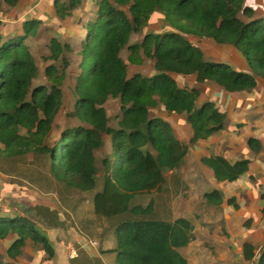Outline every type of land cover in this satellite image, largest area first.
Segmentation results:
<instances>
[{
	"label": "trees",
	"instance_id": "trees-1",
	"mask_svg": "<svg viewBox=\"0 0 264 264\" xmlns=\"http://www.w3.org/2000/svg\"><path fill=\"white\" fill-rule=\"evenodd\" d=\"M20 1L0 0V11L3 5L15 8ZM81 4L82 0H54L53 7L63 19ZM154 14L162 15L173 30L147 33L139 43H129L131 34L140 32ZM37 20L27 17L5 32L0 19L1 170L16 175L25 161L26 176L35 190L51 192L63 201L71 199L75 205L86 203L96 217L108 220L117 264H189L177 249L190 241V221L157 218L152 201L130 205L135 194L160 190L163 172L177 167L188 151V145L175 137L171 123L150 116V108L161 103L167 113L184 114L193 129L191 142L221 129L225 114L209 101L197 104L199 89L180 87L173 74L194 75L198 83L210 80L229 92L252 88L255 80L224 62L206 60L185 35L234 46L264 78V16L246 0H96L94 17L85 23L76 49L80 60L73 114L85 126L66 127L55 141H50V135L62 101L64 73L57 74L54 65H47L45 75L51 84L33 85L38 67L26 40L36 36ZM124 47L132 64L152 59L155 73L129 75L120 57ZM65 48L72 49L51 37L46 58L59 59ZM110 97L120 101L117 127L108 125L103 106ZM103 135L109 137L110 153L98 162ZM201 161L219 181L237 179L249 163L246 159L230 162L220 155ZM204 198L211 204L222 201L217 189L204 193ZM35 207L20 215L0 213V239L13 237L6 249L11 260L0 264H15L26 241L40 244L48 258L53 257L50 240L31 218ZM257 259V264H264V243Z\"/></svg>",
	"mask_w": 264,
	"mask_h": 264
},
{
	"label": "crops",
	"instance_id": "crops-1",
	"mask_svg": "<svg viewBox=\"0 0 264 264\" xmlns=\"http://www.w3.org/2000/svg\"><path fill=\"white\" fill-rule=\"evenodd\" d=\"M250 1L257 14L264 16V0ZM15 9L18 12L21 7ZM25 14L20 13L19 19ZM185 37L201 49L206 60H219L234 70L250 74L255 86L229 92L213 81L198 83L194 75H178L187 79L182 87L199 89L197 104L209 101L225 114L224 125L206 139L191 142L193 129L184 114L165 110L158 114L171 123L175 137L188 145V151L177 167L163 172L165 182L160 190L135 194L130 205H147L152 201L157 218L189 220L193 227L190 241L177 249L189 264H256L264 243V78L234 46L219 44L210 38ZM250 139L254 142L250 143ZM215 155L230 162L246 159L248 170L233 181H219L201 161L205 156ZM11 179L18 177L0 172L1 186L11 185ZM24 181L34 187L29 179ZM20 187L23 188L17 185L13 189L17 191ZM213 189L221 195L219 204H211L204 198V193ZM35 196L38 200L35 205L40 207L34 208L33 221L50 240L54 255L48 258L41 246L33 249L40 244L26 241L15 264H117L114 233L108 220L96 217L83 203L75 205L71 199L63 201L54 195L53 200H43ZM87 236L98 238L99 244L91 245ZM12 238H5V253ZM252 252L253 257L246 258ZM10 260L6 254L1 261Z\"/></svg>",
	"mask_w": 264,
	"mask_h": 264
},
{
	"label": "rangeland",
	"instance_id": "rangeland-1",
	"mask_svg": "<svg viewBox=\"0 0 264 264\" xmlns=\"http://www.w3.org/2000/svg\"><path fill=\"white\" fill-rule=\"evenodd\" d=\"M60 1L68 3L69 0ZM246 1L253 5L252 1ZM53 2L54 0H21L18 4V7L20 6L21 9H19L18 12L15 8L10 7H4V9L0 11V18L3 22L1 28L5 32L13 30V27L10 28L12 23L9 20L15 22L16 19H19L20 13L26 12L25 16H22L23 18L20 17L19 21L13 24L14 26L17 24L20 25L27 17L39 19L37 20L39 25H37L36 36L30 37L26 40L38 67V75L33 80V85L44 84L49 86L51 84L50 80H48L45 75V68L47 65H54L57 69V74H60L61 72L64 73V79L61 85V90L63 92L62 101L54 119L50 141L58 139L60 131L66 127L70 128L77 125L85 126V124L79 122L73 114L75 78L78 72L76 66L80 60V55L77 53L76 49L78 47V41L85 31V23L94 17L96 0H82V4L63 19H59L56 16ZM123 9H125L129 15L127 7H123ZM172 30L173 28L168 24L162 15L154 14L149 23L141 28L140 32L131 34L129 43H139L142 40L143 35L147 33L164 34ZM53 36L57 37L61 43H68L72 48L71 50H67L65 48L63 54L57 60H50L46 58V56L49 55V40ZM203 46H206V44H203ZM128 54L129 51L126 47H124L120 52V57L127 64L129 75L139 73L141 75L151 76L155 73L153 68L154 61L152 59L144 58L142 63L132 64L127 59ZM242 57L244 58L243 54ZM244 60L246 61L245 58ZM66 61L68 64L65 65ZM173 77L180 84V87L183 86L182 84L186 83L187 79L184 80V77H178L177 74H173ZM103 106L109 119L108 125L111 127H117V121L121 116L119 98L110 97L106 100ZM164 110V106L161 103H158L155 107L150 108V116H158V114H161ZM103 139L105 145L96 152L98 162H100L102 157L107 156L110 153L109 137L107 135H103ZM29 161L30 157H28L27 163ZM25 164V161H21L19 167H17V170H23L21 173L16 174L18 177L17 180L11 179V185L6 187L0 185V213L8 216L20 215L22 212H25L24 210L27 207L36 206L35 203L38 202V200H36L37 197L35 195H39L38 199H54V194L51 192H42L40 194L38 192L37 194V190L35 192V188L30 184H27V181H24L29 178L26 176V174H28V169ZM17 185H22L23 188L20 187V189L15 191L13 188ZM8 189H11V191ZM85 207L89 211L88 204L85 203ZM31 215L36 216V213L33 212ZM32 216L31 218L34 220ZM86 239L89 241H96L97 245L99 244L98 238L87 236ZM69 244L71 243L69 242ZM6 245V239H0V260L6 256L4 250ZM40 246L41 245L33 246V249Z\"/></svg>",
	"mask_w": 264,
	"mask_h": 264
},
{
	"label": "built area",
	"instance_id": "built-area-1",
	"mask_svg": "<svg viewBox=\"0 0 264 264\" xmlns=\"http://www.w3.org/2000/svg\"><path fill=\"white\" fill-rule=\"evenodd\" d=\"M90 244L91 245H97V242L96 241H90ZM71 253H73V250L71 251Z\"/></svg>",
	"mask_w": 264,
	"mask_h": 264
},
{
	"label": "water",
	"instance_id": "water-1",
	"mask_svg": "<svg viewBox=\"0 0 264 264\" xmlns=\"http://www.w3.org/2000/svg\"><path fill=\"white\" fill-rule=\"evenodd\" d=\"M190 228L192 229L193 227L191 226ZM258 260H259V259L256 260V264L258 263Z\"/></svg>",
	"mask_w": 264,
	"mask_h": 264
}]
</instances>
